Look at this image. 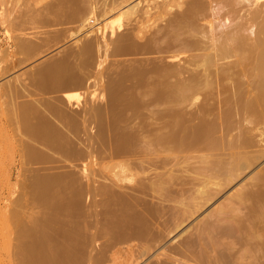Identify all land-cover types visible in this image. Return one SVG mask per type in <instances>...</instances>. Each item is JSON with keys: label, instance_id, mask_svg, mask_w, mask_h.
Listing matches in <instances>:
<instances>
[{"label": "rangeland", "instance_id": "rangeland-1", "mask_svg": "<svg viewBox=\"0 0 264 264\" xmlns=\"http://www.w3.org/2000/svg\"><path fill=\"white\" fill-rule=\"evenodd\" d=\"M176 1L178 0H0V242H8V248L16 245L10 235H18L14 230L18 231L17 227H20L16 211L22 213L24 207H27V222L30 225L34 219L42 223L52 220L56 216L53 208L56 205L66 206L70 196L67 184L72 175H85L102 181L110 180L116 173L122 174L131 168V172L136 170L142 173L140 179L149 184L156 181L154 177L157 172L162 173L160 164L165 163L166 158H171L172 163H167L170 165L167 169L188 170L186 175L190 177V184L184 189L189 192L183 199L189 201L195 189L203 182L196 180L195 176L201 163L192 158L202 151H165L160 139L170 133L175 132L178 139L190 137L195 128L206 123L214 124L217 128L211 139H221L223 130L220 132V128L224 121L226 127L230 126V132L232 128L229 135L239 134V139L242 136L247 139L246 136L253 133L250 136L255 138H249L252 144L257 142L258 146L242 151L244 139H241V144V140L230 135L228 140L231 138V141L235 139L239 142L236 141L238 150L235 146L232 148L233 145H227L230 141L227 143V137L225 143L223 137V144L219 142L220 139H216L217 150L221 147L225 150L226 145L229 147L226 151L221 148L220 154L242 151L245 156L248 150L247 155L251 156L252 152L264 150L263 118L251 115V120L252 116L257 120L253 122V119L251 123L258 128H250L241 121L244 124L241 126L247 131L244 130L246 136H241L242 128L238 127V121L232 114L235 112L225 111L221 103L217 68L211 70L212 87L205 89L201 86L186 102L173 104L168 100L157 99L154 94L153 87L160 79L159 70L162 67L177 66L186 55L178 51L183 42V31L177 30V26L171 22V15L177 8L173 6ZM245 85L243 87L247 88L248 84ZM250 86L254 88L253 84ZM243 87L242 91L246 92ZM113 95H117L122 102L135 101L137 104L125 110L123 103L115 104ZM236 115L239 120L241 115ZM259 120L262 124H259ZM44 125L51 128V135L61 133L64 136L65 139L60 142L63 146L53 147L51 135L48 136L50 131ZM248 128L254 131L251 132ZM257 131L262 132V135ZM131 135L137 137L142 145L148 144L149 148L138 157L113 155L110 144ZM259 138L263 140L260 145ZM25 145L27 149L22 150ZM33 153L37 154L36 158ZM223 157L221 159H229L228 156ZM156 160L163 163H157ZM128 161H131L128 164L130 168L125 165ZM245 161L252 163L253 159L242 160L243 163ZM126 166L128 168L125 169ZM178 172L179 170L175 174L185 176ZM11 173L14 176L9 181L6 175ZM262 177L264 156L197 215L188 219L175 234L172 232V236L168 235L161 245L166 247L168 244L170 247L186 239L188 233H183L186 228L195 233L199 224L209 214L213 215L215 208L226 209L234 194L245 192L244 188L240 191L242 186H249ZM46 178L54 181L48 203L36 197L41 191L36 184ZM126 184L134 185L120 183L123 186ZM155 196L159 198L157 194ZM147 198L155 202L152 197ZM172 203L169 204L175 205ZM8 208L10 212L11 209L14 212H8ZM96 209L97 213L104 214L107 208L100 205ZM6 210L11 215L7 216L13 218L12 214H15L13 219L6 217ZM101 214L95 219L88 217L90 222L92 218L95 220L91 227L97 232L106 231L109 222ZM170 226L168 225L169 228ZM17 238L18 236L14 239L16 242ZM54 238L60 240L57 234ZM104 241L99 242L102 244ZM97 247L95 251L90 249V254L85 255L84 259L88 262L85 263L84 260L85 264H148L158 250L151 251L146 257L133 258L126 254L120 255L123 252L115 253L114 256L113 251V254L109 253L110 256L112 254L110 258L120 255L122 260L119 262V258H115L112 263L110 259L111 262L101 259L105 256L96 254ZM6 248L0 246L1 256L4 249L8 251Z\"/></svg>", "mask_w": 264, "mask_h": 264}, {"label": "bare ground", "instance_id": "bare-ground-1", "mask_svg": "<svg viewBox=\"0 0 264 264\" xmlns=\"http://www.w3.org/2000/svg\"><path fill=\"white\" fill-rule=\"evenodd\" d=\"M174 5L177 8L171 15V22L177 26V30L183 31L184 38L178 51L186 53V55L182 57L183 59L177 66L158 69L160 79L153 87L157 99L168 100L173 104L186 102L195 95L201 86L205 89L212 87L211 70L217 68L216 74L220 78L219 96L225 111L232 110L231 112L243 117L240 116V119L237 120L239 117L232 113L238 121L236 122L238 127L246 123L250 128H258L253 125L254 123H251L255 119L252 116L251 120V115L260 116L264 121V0H178L173 3ZM245 84H248L247 88L243 87V85L246 86ZM250 84H253L254 88ZM242 87L244 90L246 89V92L242 91ZM113 97L115 104L123 103L125 110L137 104L135 101L132 103L122 102L117 95H113ZM228 102H230L229 106ZM221 109L223 110V107ZM241 121L243 123H240ZM256 121L255 119L253 122ZM47 127L45 129L50 131L48 135L50 136L51 128ZM236 127V130L242 128L241 136L247 132L242 126ZM244 127L247 128L246 125ZM221 129L223 130L222 135L225 137H222L224 142L230 141V144L227 145L230 147L233 145L232 148L234 146L236 148L237 142L241 139L244 141L243 144L242 140L240 141L242 145L239 144L238 148L242 147V151L257 145V142L252 144L255 137L253 136L252 139L253 133L251 132L254 130L250 129L252 135L247 133L251 135L249 136L252 140L246 135L247 139L243 136L239 139V134L238 136L234 135L235 137L230 134L231 137L238 139L237 141L232 138V142L231 138L228 140L230 126L226 127L223 121L220 132ZM216 130L214 124L204 123L195 128L190 137L178 139L173 132L160 139L164 144L163 149L169 153L174 151L181 153L184 150H186L185 152L195 150V153L202 151L200 154L198 153L199 155L197 154L198 156L195 155L196 157L192 158L201 163L195 176L196 180L203 181V186L200 183L202 187L199 185L195 189L189 201L183 199L184 195L189 192L184 189L190 184V177L186 175L188 170L167 169V166H170L168 164L171 158H166L165 163L156 160L157 163H163L160 164V168L165 172L163 170L162 173L157 172L154 177L156 181L149 184L140 179L142 173L136 170L130 171L131 168L128 164L131 161L125 164L129 166V170H123L122 174L116 173L110 180L103 179L101 181L85 175L76 177L72 175V179L67 184L70 196L66 206L56 205L53 208L56 216L52 220L42 223L40 220L34 219L33 224L30 225L27 222V219L29 220L27 207H24L25 211L23 210L22 213L16 211V214L19 215L17 217L20 227L18 226L19 222L16 221L19 229L14 231L18 232V235L13 233L14 238L13 234H9L12 237V242H15L16 245H10L8 248V242H0V246L8 248L7 253L4 249V255H0V264H85L88 263L84 259L85 255L91 252L90 249L95 251L101 240L105 241L97 247L96 254L101 257L105 256V258H101L104 260L112 261L123 254L130 258L146 257L150 255L151 251L158 249L157 255H152L154 258L149 260L148 264H264V177L259 178L253 184L250 183L249 186H242L240 191L244 188L245 192L234 194L226 209L225 207L215 208L213 215L209 214L199 224L195 233L189 232V228L188 230L186 228V231L183 232L189 235L185 237L186 239L183 238L184 240L170 247L168 244H165L166 247L162 246V242L165 243L168 235H173L182 225L186 224L188 219L197 215L200 210L209 205L264 156V150L252 152L251 156L247 155V150L245 156H250L249 158L253 161L252 163L247 161L243 163L242 160L249 158L245 157L241 153L242 151L236 152V154L227 151L229 154L225 155L229 159H221L223 156L226 157L222 155L225 152L220 154L222 147L217 150L216 139L218 138L215 139L212 136L213 140L211 139L212 133H215ZM260 133L262 135V132H258L259 135ZM255 136L257 135L255 134ZM50 137L54 142L53 147L63 146L60 142L65 138L61 133L52 134ZM221 139L219 142L223 144ZM262 142L263 140L259 145ZM196 145L201 148H196ZM227 145L225 150L223 149L224 151L229 147ZM109 147L113 155L129 157H138L140 153L149 148L148 144L142 145L139 139L132 135L129 138L123 137L115 144L111 143ZM232 148L231 150H233ZM26 149L25 145L22 150ZM23 154L26 156V153ZM33 154L36 158L37 154ZM215 154L217 156L213 158ZM219 154L220 157H218ZM253 154L256 155L253 156ZM127 166L125 169L128 168ZM178 170V173L185 174V176L176 175ZM6 176V179L10 181L14 174ZM201 176H203L202 179ZM53 182L49 178L39 181L36 186L41 191L36 197L44 199L45 203H48L51 198ZM125 182L134 185H120ZM100 189L104 191L101 192ZM211 189L213 193L209 192ZM147 197H152L155 202L148 200ZM100 205L107 208L104 214L97 213L96 208ZM12 211L14 212L11 209ZM32 211L34 212V210ZM8 212L6 217L11 216ZM8 214L10 216H7ZM13 214L14 218L15 214ZM100 214L104 215L105 220H109L106 231L103 230V232L94 231L91 227L95 221L93 218L95 219ZM73 217H76V221L72 219ZM88 217H93L92 222ZM13 218L10 217V219ZM112 218L116 219L110 220ZM70 224L74 225L66 228ZM168 225H171L170 228ZM55 234L60 237V240L54 238ZM16 236H18L17 242L15 241ZM109 253L114 256L122 254L110 258L112 254L110 256ZM120 260L122 258L117 261L120 262ZM123 261L125 260L123 259Z\"/></svg>", "mask_w": 264, "mask_h": 264}, {"label": "crops", "instance_id": "crops-1", "mask_svg": "<svg viewBox=\"0 0 264 264\" xmlns=\"http://www.w3.org/2000/svg\"><path fill=\"white\" fill-rule=\"evenodd\" d=\"M79 82H83V81H79Z\"/></svg>", "mask_w": 264, "mask_h": 264}]
</instances>
